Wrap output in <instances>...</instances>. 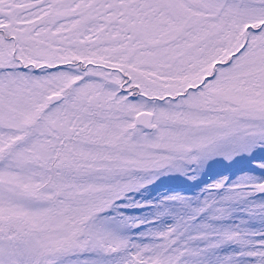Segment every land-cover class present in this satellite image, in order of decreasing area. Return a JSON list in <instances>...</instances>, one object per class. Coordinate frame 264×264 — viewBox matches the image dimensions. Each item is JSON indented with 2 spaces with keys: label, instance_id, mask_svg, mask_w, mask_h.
Here are the masks:
<instances>
[{
  "label": "snow or ice",
  "instance_id": "1",
  "mask_svg": "<svg viewBox=\"0 0 264 264\" xmlns=\"http://www.w3.org/2000/svg\"><path fill=\"white\" fill-rule=\"evenodd\" d=\"M0 264H264V0H0Z\"/></svg>",
  "mask_w": 264,
  "mask_h": 264
}]
</instances>
